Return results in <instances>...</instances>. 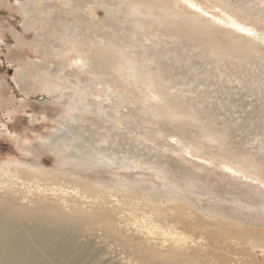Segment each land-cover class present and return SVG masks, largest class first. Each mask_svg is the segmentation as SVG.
Returning <instances> with one entry per match:
<instances>
[{"label":"rangeland","instance_id":"374dc122","mask_svg":"<svg viewBox=\"0 0 264 264\" xmlns=\"http://www.w3.org/2000/svg\"><path fill=\"white\" fill-rule=\"evenodd\" d=\"M32 1L0 0V219L20 222L0 228V264H264V246L244 242L264 235V41L202 16L176 21L195 40L215 44L213 52L173 38L167 23L145 12H124L119 0H48L44 12ZM147 1L187 17L174 0ZM228 1L227 8L264 36V1ZM85 2L97 5L99 20L109 18L105 9L115 11L119 29H95L127 37L126 44L114 38L115 54L121 47L132 59L158 54L154 66L175 115L166 114L168 105L160 107L164 114L148 108L127 71L108 62L75 76L66 38L48 33L58 18L76 32L73 19ZM136 16L142 24L135 25ZM58 48L68 55L58 56ZM114 57L106 59L116 66ZM59 75L85 93L48 91L60 84ZM176 141L205 155L182 153ZM224 152L226 163L255 165L249 174L263 185L207 162L222 164ZM32 229L48 233L45 251L35 243L15 251L14 239ZM179 232L185 238L177 244L173 233Z\"/></svg>","mask_w":264,"mask_h":264},{"label":"bare ground","instance_id":"6f19581e","mask_svg":"<svg viewBox=\"0 0 264 264\" xmlns=\"http://www.w3.org/2000/svg\"><path fill=\"white\" fill-rule=\"evenodd\" d=\"M43 1L46 2L48 0H33L31 2L32 5H34L36 11L38 9L39 11L44 12L45 8L43 7V4H44V3H42ZM113 1H115V0H113ZM119 1L123 5L122 7H124L122 9V10H125L124 12L128 13L130 9H133L134 12L136 11L137 13H139V15L141 14V16H142L143 12H145L149 16L153 17V20L155 22H159V23L160 22L161 23L164 22V24L167 23L168 26H170V27L167 28V30H168L169 33L172 32L170 35L173 38H184V40H187V42L195 40L196 36L193 37V35H194L193 31H191L190 28H188V27L184 28L178 22L183 20V21H185V22L187 21V23H189L188 17H190V16L191 17L192 16L193 17L202 16V18H204L205 21L222 23L223 25H229V26L232 27L233 31H235V32H236V30H238V31L242 32L244 34V36H246V37H256V36H258L261 41H264V36H260L259 34L255 33L253 31V29L251 28L252 27V23L249 20H247L246 18L245 19L241 18L234 11H232L229 8L226 7V4H228L227 2H229L228 0H227V2L225 4H224V1H223V3L221 2L218 5H215V4L210 5L207 2L201 3L199 0H174V3L170 2V3H172V5H174V7L182 9L183 12L187 15V17L185 15L184 16L183 15H179L176 12H175L176 15H174V13H170V12L167 13V14L164 13V12L163 13L160 12V9H159L160 6L159 5H161L162 3L158 5V4L151 3V2H149L147 0H119ZM260 1H264V0H260ZM101 3H104V4L108 5L109 2L106 3V1L103 0ZM45 6H46V4H45ZM48 6L50 7V6H53V5L49 4ZM164 6H165V4H164ZM96 8H97V5L95 6V8H92V7L87 5V2H85L83 4V6L81 5L79 7V9H81V13L78 14V12H77L76 14H78V15L73 19L74 21H76V25H77V28H78L77 29L78 31L76 30V32L72 31L71 29H68V28H70L69 26H65V24L63 25L61 18H58L54 22H51V26H52L51 30L52 31H50V29H49L50 32L48 34H50V35H54V34L58 35L59 34L60 35V32H61V34L63 35L61 38H63V39L66 38L65 39L66 44L64 43V45L68 46V48L72 52H74V54H75V56L71 60V65L74 66V71L76 72L75 76L78 77L82 72H90L91 69H92V72L94 73L95 68L101 67V64H103V62H105V64H107V62H108L109 65L111 66V68H113L115 70H126L127 71V77L130 78L132 82H134V86L137 89L143 90V100H146L148 108H150L153 111H157L158 110L160 114H164V111H162L160 107L168 105L170 108L167 107L169 109L166 111V114L169 115V116L175 115V112L172 111L173 109H172V106L170 105V102L172 100L171 96H169L168 94H164L163 93L164 91H166V89H168L167 87H163L161 85L163 83V81L165 80V78L159 74V71H158L157 67L154 66V64L156 63V60H157L156 56H158V54L155 53L152 56H148V57L144 56L142 59H132L129 56H127L124 52L121 53L122 52V47H121V50L119 49V51H121V52L117 51L118 54L117 53L115 54L116 51L114 50V47L117 45V43L115 42L114 38H117V40L120 39L119 43L126 44L127 41H128L127 37L121 36V33H119V35H118V33H115V35L112 36L111 34H107V33L100 34L97 31H95V29H98V27L106 26V25H110L112 27V29L116 31V28H118L119 25H120V21H117V19L114 20L113 17H112V15L114 14L115 11L112 12L109 9H105V13H106L105 17L107 18V16H108L109 18H107L106 20H105V18L99 20L96 17V11H95ZM143 9H145V10L143 11ZM161 10H162V7H161ZM83 11H84V13H83ZM164 11H166V10H164ZM167 15H171L173 18L170 19V16L167 17ZM73 16H74V14H73ZM29 18H33V20H37V17H35L34 15H30ZM134 20L136 21L135 25L136 24H142V22H143L140 18H137V16L134 18ZM145 20H148V17ZM153 20L150 19L149 22H151ZM176 21H178V22H176ZM200 21L203 22V19L200 20ZM28 23H29V20L26 19L25 21H23V23H21L22 27L26 28ZM167 24H166V26H167ZM62 25L65 26V27H63L62 29L59 28ZM83 29H85L86 31L91 30V33L88 34V36L84 35L82 33ZM165 35H166V33H165ZM98 36L103 38V39H105V42H104V46L105 47L104 48L100 47L101 45L100 46L98 45L97 38H96ZM129 40H131V38ZM195 41H197L200 44L205 45L206 46L205 48L208 51L215 52V50H214V49H216V48H214L215 44H211V43L208 44L209 40L196 39ZM154 42H156V41H154ZM183 46H184V44H183ZM193 46H196V43ZM55 51H56L57 55L60 56L61 58L62 57L65 58V56H67L68 53H69L68 49L65 50L63 48H58ZM110 54H111V56L113 54V57L115 55H116V57H118V58L114 57L115 59H118L117 60L118 64L116 62V66H115V64L112 61H110L111 59H108V60L106 59V58H108V56L110 57ZM149 55H150V52H149ZM153 72H154V74H151ZM121 76H122V73H121ZM41 79L43 80V82L45 84H47V85L50 84L51 79H48L46 77H42ZM59 81H60V84L58 82L57 83L54 82V83L50 84L49 87H46L48 89V91H52V92H55V93H57V91H58V93H60L64 89L71 88L76 93H85L83 87H81V86L79 87L78 86L77 81L70 80L66 75H64V76L63 75H59ZM115 84L113 82L110 85L114 86ZM144 97H146L147 99H144ZM103 101H104V99H102L101 101L99 100L98 103H102ZM178 130L183 135H186L187 131H186L185 127L179 126ZM176 144H178L179 151L182 152V153L183 152H187V150H189L190 155H192V156H196L198 154H202V155L204 154L205 155V153H201L202 150H195L193 148L191 149V146H190L189 142L176 141ZM202 147H203L204 151H207V152L210 151V149H209L210 146L202 145L201 148ZM221 155H222V161H221L222 164H218L217 165L215 163L216 161L214 162V161H212L209 158H207V162L211 163V164H213L215 166H219L221 168V170L222 169H224V170L226 169V170L230 171L231 173L234 174V176H236L238 178H241V179L249 178L250 180L258 181V182L262 183L261 185H263V182L257 176H251L249 174L250 173L249 172L250 169H257V167L255 165L248 164L247 166H244V167H238L237 164H233L232 162H231L232 164L226 163L227 162L226 160H228V157H229L228 153L224 152ZM24 213H26V212L23 210L22 214H24ZM9 222H10V220L0 219V228H3L4 225H6V224L10 225ZM10 223L15 228L20 226V222H14V223L10 222ZM156 228H157V226H153V229H156ZM147 229H148V231L150 230V228H147ZM149 233H151V231H149ZM173 234H174V237L176 239L175 242L177 244L180 243V241H183L184 238H185L182 232L173 233ZM47 241H48V233L47 232L41 231V230H36V229L33 230L32 229V230H29V231L27 230L22 237H18L16 239H14L12 245H13V249L15 251L16 250L26 251L28 246H31V243H33V244L35 243V246L38 249L44 250L46 247H48ZM51 241H53V240H51ZM244 242H246L245 244H247V246L249 248H253V249L257 248V250H258L260 248L259 247L260 244H262L264 246V235H263V239H261L260 241H256V240H254L252 238H249V239L245 238ZM12 245L10 247H12ZM262 248L264 250V247H262ZM253 252H254V250H253ZM64 253H66V252H64ZM42 254H45V252L42 253ZM46 254H47V252H46ZM58 256H60V255H58ZM250 256H252V255H250ZM258 256H260V255H258ZM42 257H43V255H42ZM242 258H244V257H242ZM245 260H243V261L245 262Z\"/></svg>","mask_w":264,"mask_h":264}]
</instances>
